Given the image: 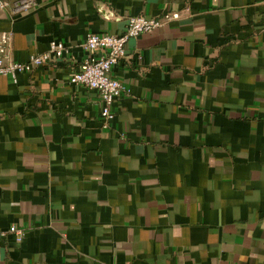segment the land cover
<instances>
[{
  "label": "crops",
  "instance_id": "crops-1",
  "mask_svg": "<svg viewBox=\"0 0 264 264\" xmlns=\"http://www.w3.org/2000/svg\"><path fill=\"white\" fill-rule=\"evenodd\" d=\"M35 3L0 7L10 56L69 52L0 76V264H264V0ZM175 13L128 43L104 127L70 83L87 36Z\"/></svg>",
  "mask_w": 264,
  "mask_h": 264
},
{
  "label": "built area",
  "instance_id": "built-area-1",
  "mask_svg": "<svg viewBox=\"0 0 264 264\" xmlns=\"http://www.w3.org/2000/svg\"><path fill=\"white\" fill-rule=\"evenodd\" d=\"M35 5V0H0V7L10 9L14 15L26 14L34 9ZM178 19L177 13L166 14L163 19L132 16L128 19L127 30L121 35L89 34L87 36L84 49L88 58L70 77V83L100 94L104 127H107L114 118L112 107L115 101L128 92L126 86L112 75L113 68L126 57L128 43L143 34L156 31L165 22ZM12 41L11 32H3L0 35V76L10 77L14 82L17 81L18 75L32 73L38 67L55 64L69 52L63 43L54 41L48 52L33 55L27 62H17L9 52ZM10 232L20 239L23 237V232L16 227H12Z\"/></svg>",
  "mask_w": 264,
  "mask_h": 264
}]
</instances>
